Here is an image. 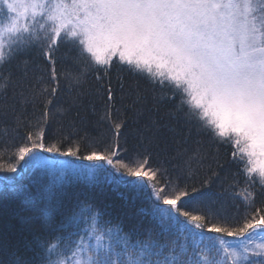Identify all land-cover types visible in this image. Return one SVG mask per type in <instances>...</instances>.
<instances>
[{"label":"snow or ice","instance_id":"obj_1","mask_svg":"<svg viewBox=\"0 0 264 264\" xmlns=\"http://www.w3.org/2000/svg\"><path fill=\"white\" fill-rule=\"evenodd\" d=\"M0 11L7 15V22H0V93L6 94L13 84V61L34 48L46 61V67L32 69L33 74L43 73L34 81L28 60L15 65L21 76L13 103L0 112L14 114L17 127L26 119L28 104L39 103L41 112L36 139L33 132L27 134L31 147H18L16 163L7 168L0 164V169L15 173L23 161L25 171L41 170L48 177L42 192L49 199L54 189L73 181L99 183L98 173L104 170L110 184L131 189L134 198L149 205L141 212L152 217L160 235L176 237L162 243L148 230L147 239L133 241L132 234L139 235L135 230L125 233L120 223L105 220L104 212L78 201L57 223L45 212L47 235L37 241L39 251L29 249L34 253L30 257L10 252L9 264H264V200L235 219L223 205L216 207L217 194L210 191L209 180L200 188L182 182L185 171L192 175V162L203 160L199 149L182 165H173L175 178L168 167L154 165L147 151L133 149L128 155V119L115 108L124 84L117 76L114 87L110 75L118 64L144 77L162 90L161 100L175 102V113L186 123L206 133L212 143L229 144L245 185L242 195H232L253 209L257 196H264V0H0ZM61 44L69 47L57 57ZM90 71L106 101L93 129L96 135L70 121L68 135L45 146L53 116L69 111L59 99L61 92L71 95ZM143 99L136 92L129 107ZM105 138L102 152L91 143ZM85 141L89 150L80 155ZM182 156L178 152L173 159ZM0 184L35 199L12 179Z\"/></svg>","mask_w":264,"mask_h":264},{"label":"trees","instance_id":"obj_2","mask_svg":"<svg viewBox=\"0 0 264 264\" xmlns=\"http://www.w3.org/2000/svg\"><path fill=\"white\" fill-rule=\"evenodd\" d=\"M0 22H7L6 11H0ZM68 47L67 44H61L57 57L62 55ZM22 60L29 61V76L33 81L36 76L43 73L36 71L33 74L32 69L36 66L46 67V61L41 56L39 48H34L29 54L13 61L11 65L13 84L6 94L0 93V107L13 103V93L17 90L15 83L21 76V72L16 69L15 65ZM113 60L116 61L117 57H113ZM110 75L114 87L117 84V76L122 78L124 84L123 93L117 92L115 108L120 109L128 119L127 143L124 144L123 138L121 139V143L129 150L128 155L133 154V149L147 151L151 154L154 165L163 164L168 167L175 178L177 173L172 170L173 165H182L184 159L199 149L203 160L199 163L192 162V175L188 177L185 171L182 182L186 180L200 188L204 180H209L210 191L217 194L215 196L218 202L216 207L223 205L227 209V214L235 219H240L246 211L261 206L264 196L258 195L253 209H248L239 195H232V193L242 195L241 190L245 185L240 172L241 165L233 161L231 156L233 148L229 144L212 143L206 133L198 131L195 125L186 123L179 114L175 113V102L161 100L162 90L153 88L144 77L136 76L118 64H114ZM136 92L141 93L145 99L130 108L129 105L135 99ZM163 92L170 94L167 89ZM121 96L123 99L120 98ZM72 97L76 98L75 103ZM59 99L65 108H69V111L53 116L46 127L45 146H48L57 136H67L70 121L75 122L78 128L86 129L91 136H95L96 132L93 129L104 114L106 101L94 74L91 71L85 74L82 82L73 89L71 95L61 92ZM40 112L39 103L35 106L28 104L24 113L26 119L19 127L14 123V114L8 113L5 116L0 112V164L4 168L16 163L18 147L25 144L31 147V143L27 141V134L33 132V139H36L35 125ZM103 127L107 128V124H103ZM5 129H7V134H5ZM83 134V132L80 133V135ZM72 139L75 140L78 137L73 136ZM89 143L85 141L80 155L87 154ZM91 143H94L96 149L102 152L108 140L105 138ZM178 152L183 154L182 158L173 159ZM43 154L52 156V153ZM103 154L107 155V153ZM121 158L125 156L122 154ZM60 159L84 165L93 163L87 160L78 161L74 157H60ZM23 163V161L20 162L15 173L0 169V181L12 179L18 189L26 188L35 197L34 200H29L20 191H11L0 184V260H3L4 264H9L8 253L10 252L18 251L19 254L30 257L34 253L29 249L39 251L37 241L47 235V225L44 222L45 212L50 214L52 222L57 223L63 216L71 214L78 201H87L95 209L104 212V219L120 223L125 233L132 234L135 230L139 235L132 234L133 241L147 239L148 230H151L153 239H159L162 243L165 240L170 242L176 238L172 234L166 237L160 235V229L152 217L141 212V209L148 208L149 205L141 198H134L135 193L131 189L110 184L104 170L98 173L99 183L89 185L83 181H73L54 189V194L49 199L47 194L42 192L43 186L48 183L47 175H43L39 169L25 171L22 168ZM106 167L111 170V166L106 165ZM38 190H41L39 195H37ZM257 192H259L258 186ZM188 210H192L190 206ZM227 239L233 238L228 237ZM189 244H191V239H189ZM201 248H204L203 243Z\"/></svg>","mask_w":264,"mask_h":264}]
</instances>
